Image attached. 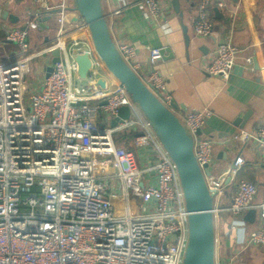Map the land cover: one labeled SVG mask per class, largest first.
<instances>
[{
	"label": "built area",
	"instance_id": "built-area-1",
	"mask_svg": "<svg viewBox=\"0 0 264 264\" xmlns=\"http://www.w3.org/2000/svg\"><path fill=\"white\" fill-rule=\"evenodd\" d=\"M32 1L39 8L52 9L46 0ZM214 3L224 5L220 0H198L193 22L196 36L213 34L207 10ZM140 4L151 22L161 18L160 0H140ZM57 7V21L62 24L64 2ZM40 18L35 12L23 28L7 30L3 37L17 52L13 59L0 62V264H182L189 212L174 162L138 105L110 74L109 84L105 81L106 87L95 96L74 89V65L66 58L63 28L44 48L30 51L29 32L39 27ZM80 23L87 29L82 17ZM55 49L59 61L52 64L39 90L29 92L30 61ZM117 49L131 69H140L135 47L121 43ZM160 56L161 48L149 49L152 68L143 82L170 107L165 79L154 68ZM237 56L231 41H216L212 60L203 71L227 80ZM245 64L251 65L250 57ZM114 83L116 88L110 90ZM121 106L129 108L123 123L97 125L99 108L112 118ZM210 116L204 107L185 112L181 122L193 139L198 165L203 170L206 164L210 171L205 180L214 194L216 225L224 177L234 179L244 159L237 155L226 171L213 173L214 142L202 135ZM126 130L134 132L131 150L117 147L113 140V134ZM250 138L256 139L264 164V127L236 136L242 144ZM235 186L227 208L231 215L258 209L264 221V201L254 204L255 185L239 180ZM117 196L120 207L114 202ZM237 224L232 223L223 236L228 237ZM218 238L214 264H235L233 255L216 258ZM246 243L264 246V222L248 232Z\"/></svg>",
	"mask_w": 264,
	"mask_h": 264
},
{
	"label": "crops",
	"instance_id": "crops-1",
	"mask_svg": "<svg viewBox=\"0 0 264 264\" xmlns=\"http://www.w3.org/2000/svg\"><path fill=\"white\" fill-rule=\"evenodd\" d=\"M220 1L223 7L214 3L207 10V16L214 24L213 34L208 37H199L193 32L198 0H160L162 16L154 23L146 17L140 0H100V4L116 47L128 43L136 48L135 59L140 64L136 73L142 81L152 68L148 64L149 49L168 48L154 68L164 77L176 107L174 113L180 120L187 111L204 107L211 111V116L202 128V135L214 142L213 173H223L235 156L243 157V170L234 179L224 177L221 186L218 204L221 207L217 218V224L221 226L216 258L220 261L233 255L236 264H264V246L246 243L248 232L264 222L259 217L258 209H255L251 221L244 219L246 212L239 216L231 215L223 224L220 220V212L228 211L235 184L239 180L255 185L254 204L264 201V164L257 141L250 138L242 144L236 139L240 131L253 133L257 128L264 127V0ZM46 2L52 9L39 8L32 0H0V9L18 18L16 23L0 18V62L13 59L17 52L15 45L4 40L5 32L22 27L38 12L41 18L47 19L43 28L39 26L29 32L30 47L42 44L44 48L63 28V38L68 41L66 58L74 65L72 85L86 96H95L101 89L96 79L101 77L109 84L110 77L93 51L89 33L80 23L81 16L75 9L74 0ZM61 2L65 4L61 15L62 24L57 21L60 17L57 6ZM115 10H118L116 14L113 13ZM219 40H229L238 49L235 66L227 80L203 71V67L212 60L215 43ZM39 57L35 77L27 80L29 92L39 90L45 77V68L50 64L51 55L43 54ZM246 57L251 58V65L245 64ZM246 113L247 119L243 126L235 125L234 120ZM95 121L98 126L107 127L110 126L111 118L99 108ZM116 134L122 139L121 149H133L134 136L129 139L124 131ZM234 146L237 149L231 154L230 150ZM234 222H238V227L231 230L228 237H224V232Z\"/></svg>",
	"mask_w": 264,
	"mask_h": 264
},
{
	"label": "water",
	"instance_id": "water-1",
	"mask_svg": "<svg viewBox=\"0 0 264 264\" xmlns=\"http://www.w3.org/2000/svg\"><path fill=\"white\" fill-rule=\"evenodd\" d=\"M74 4L76 11L86 23L95 55L105 70L117 83L123 85L130 99L138 105L176 166L185 208L189 212L188 241L182 264H214L216 238L214 194L210 193L205 180V175H210V171L206 164L203 165V170L198 165L193 152V139L174 113L175 105L172 103L170 107L165 106L122 59L110 37L100 0H74ZM0 18L11 23L18 21L16 16L1 9ZM46 19V17L40 18L41 28L44 27ZM166 50L168 51V48L161 49V56ZM57 61H59V51L55 49L51 52L50 64L45 68L46 77L52 71V64ZM96 84L101 89L106 87L105 80L101 77L96 79ZM114 88L116 83L110 87V90ZM101 103L105 104L106 100H102ZM247 113L236 118L234 124L242 127L247 119ZM128 117L129 108L121 106L117 115L111 118L110 126L123 123ZM254 211L255 209H249L244 219L251 221Z\"/></svg>",
	"mask_w": 264,
	"mask_h": 264
},
{
	"label": "rangeland",
	"instance_id": "rangeland-1",
	"mask_svg": "<svg viewBox=\"0 0 264 264\" xmlns=\"http://www.w3.org/2000/svg\"><path fill=\"white\" fill-rule=\"evenodd\" d=\"M86 33H88L87 29L85 30ZM49 43V42H48ZM43 45L42 44H38L36 47H30V51L31 52H35L39 49H42ZM40 62V57L39 58H34L30 61L29 63V72L27 74V80L29 81V79H31V77H35V71H36V65L37 63ZM104 68V67H102ZM105 70V68H104ZM106 71V70H105ZM113 140H114V143L117 147H121V144H122V139L121 137H119L116 133L113 134ZM254 145L256 144L255 141L252 142ZM235 148L237 149V146H234V148L232 150H230L231 154L235 152ZM245 154V152H243V155ZM226 165V164H225ZM214 172V171H213ZM225 199V198H224ZM114 202H116L118 204V206L120 207L122 205V201H121V197L120 196H117L115 197L114 199ZM225 202V201H224ZM222 204V203H221ZM221 207V205L219 206ZM121 209V208H120ZM121 212V210H120ZM231 217V214L227 211H224V212H220V220L222 222V224L224 223V221H228L229 218ZM215 221V220H214ZM221 226V225H220ZM220 226L218 224L215 225V232H216V237H219V233H220ZM223 239V238H222ZM221 239V244H223V241ZM236 264V263H235Z\"/></svg>",
	"mask_w": 264,
	"mask_h": 264
},
{
	"label": "trees",
	"instance_id": "trees-1",
	"mask_svg": "<svg viewBox=\"0 0 264 264\" xmlns=\"http://www.w3.org/2000/svg\"><path fill=\"white\" fill-rule=\"evenodd\" d=\"M127 132V133H126ZM124 134H126L127 136H128V138L129 139H131L133 136H134V132H132V131H124ZM241 168H243V167H241ZM241 170H243V169H240L239 171H238V173L237 174H239V172H241ZM237 176V175H236Z\"/></svg>",
	"mask_w": 264,
	"mask_h": 264
},
{
	"label": "bare ground",
	"instance_id": "bare-ground-1",
	"mask_svg": "<svg viewBox=\"0 0 264 264\" xmlns=\"http://www.w3.org/2000/svg\"><path fill=\"white\" fill-rule=\"evenodd\" d=\"M108 74H110L109 72H107ZM111 75V74H110Z\"/></svg>",
	"mask_w": 264,
	"mask_h": 264
}]
</instances>
